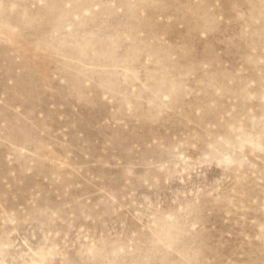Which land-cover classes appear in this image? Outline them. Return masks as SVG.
I'll return each instance as SVG.
<instances>
[{
    "label": "rangeland",
    "instance_id": "rangeland-1",
    "mask_svg": "<svg viewBox=\"0 0 264 264\" xmlns=\"http://www.w3.org/2000/svg\"><path fill=\"white\" fill-rule=\"evenodd\" d=\"M0 264H264V0H0Z\"/></svg>",
    "mask_w": 264,
    "mask_h": 264
}]
</instances>
